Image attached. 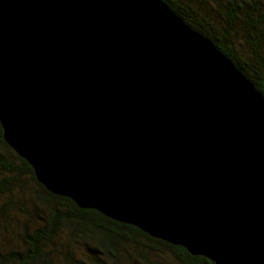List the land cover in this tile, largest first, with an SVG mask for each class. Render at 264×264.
I'll return each mask as SVG.
<instances>
[{
	"label": "water",
	"instance_id": "95a60500",
	"mask_svg": "<svg viewBox=\"0 0 264 264\" xmlns=\"http://www.w3.org/2000/svg\"><path fill=\"white\" fill-rule=\"evenodd\" d=\"M0 127L47 191L264 264V98L161 1L0 0Z\"/></svg>",
	"mask_w": 264,
	"mask_h": 264
},
{
	"label": "trees",
	"instance_id": "16d2710c",
	"mask_svg": "<svg viewBox=\"0 0 264 264\" xmlns=\"http://www.w3.org/2000/svg\"><path fill=\"white\" fill-rule=\"evenodd\" d=\"M159 1L186 26L211 41L264 98V0ZM210 16H215V19ZM235 34L236 37L238 34L241 36L238 44L233 40ZM0 147V171L3 173L0 197L8 195L0 204V212H4L6 203L13 204L11 195H23L28 189L39 192L37 205L28 209L29 212L23 211L33 224H38L26 225V229L20 231L21 241L5 250L0 247V264H72V253L67 258L61 252L69 245L54 244V237L61 231L69 235L66 236L67 244L79 240L86 246L105 252L109 264L115 263L120 250L123 258L132 264H136L135 260L138 264H145L149 255L160 247L168 251L175 264H213L206 257L192 255L179 245L152 237L133 225L94 209L79 207L69 197L47 191L36 180L28 162L4 141L1 127ZM11 229V226L6 228L0 215V236L9 234Z\"/></svg>",
	"mask_w": 264,
	"mask_h": 264
},
{
	"label": "rangeland",
	"instance_id": "374dc122",
	"mask_svg": "<svg viewBox=\"0 0 264 264\" xmlns=\"http://www.w3.org/2000/svg\"><path fill=\"white\" fill-rule=\"evenodd\" d=\"M212 12L214 11L213 8H209ZM209 18L215 19V16H210ZM218 26V24H215ZM235 38L233 39L236 44L239 43L240 34L234 35ZM1 148V147H0ZM3 173L0 171V177ZM26 190V189H23ZM39 195V192H36L35 190L28 189L24 192L23 195H11V201L12 205H8L6 203L4 207V212L1 213V218L6 224V228L8 226H11V231L7 235L0 236V247L2 250L7 249L8 247L15 244V242L21 241V232L22 230L26 229V225L29 227L38 223L33 224L32 221L28 219L29 215L27 216L23 211H28V209H32L37 205V197ZM8 195H2L0 197V204L7 198ZM20 206L26 207L25 210L21 208ZM28 207V208H27ZM38 209H41L39 207ZM29 212V211H28ZM39 212L42 214L43 210H39ZM39 219L38 217H36ZM11 234V235H10ZM68 233L61 231L58 235L54 237L55 241L54 244H60V245H69V248L66 250L61 249V252L68 258L70 256V253H72V264H109V260L106 258L105 252H102L100 249L95 250V248L90 247L89 245H84L83 242L76 240L75 242L71 241L69 244H67ZM95 241H98L96 238ZM2 241V242H1ZM98 248L101 246L97 243ZM135 263L138 264L137 260H135ZM114 264H132V262H129L123 258L122 252L117 254V257L115 259ZM145 264H175L174 259L170 256L168 251L165 250L164 247H160L158 251H154L152 254L149 255V261H147Z\"/></svg>",
	"mask_w": 264,
	"mask_h": 264
},
{
	"label": "bare ground",
	"instance_id": "6f19581e",
	"mask_svg": "<svg viewBox=\"0 0 264 264\" xmlns=\"http://www.w3.org/2000/svg\"><path fill=\"white\" fill-rule=\"evenodd\" d=\"M107 39V38H106ZM169 116V115H168Z\"/></svg>",
	"mask_w": 264,
	"mask_h": 264
}]
</instances>
